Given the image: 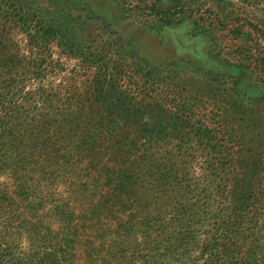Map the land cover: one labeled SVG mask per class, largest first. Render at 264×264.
Listing matches in <instances>:
<instances>
[{
	"label": "rangeland",
	"instance_id": "rangeland-1",
	"mask_svg": "<svg viewBox=\"0 0 264 264\" xmlns=\"http://www.w3.org/2000/svg\"><path fill=\"white\" fill-rule=\"evenodd\" d=\"M138 4L155 9L138 15ZM60 7L77 19L81 28L73 22L71 27L88 48L103 47L112 55L122 50L128 66L134 61L163 76L174 72L181 81H202L219 96L216 101L197 97L196 90L178 87L175 80L165 87L160 79L120 70L106 77L110 89L122 94L116 106H130L137 116L130 120L128 138L145 146L131 155L132 167L143 164L152 172L162 164L167 179L158 193L148 185L154 189L150 216L159 218L139 238L143 249L135 264H264V141L254 151L244 148L229 129L230 119L216 117L217 105L245 110L264 105V0H72ZM168 10L189 18L162 26L157 19ZM83 23L90 36L79 30ZM19 27L0 10V54L8 61L0 79L13 86L10 102L0 105V264H96L84 255L70 260L40 253L41 242L32 240L19 221L40 219L51 228L54 219L47 209L52 203L35 200L32 213L15 174L29 168L38 178L56 168L53 160L60 162L58 171L65 173L55 184L39 187L48 192L67 189L77 177L94 172L95 159L80 142L83 131L73 127L91 124L103 109L95 100L104 80L101 62L82 52L65 54L54 42L48 51L34 47ZM197 62L202 65L196 71ZM142 126L156 130L143 140ZM58 131L70 138L53 145ZM34 140L51 146L30 145ZM238 205L236 217L232 210ZM6 238L16 244L6 247ZM55 240L52 236V245ZM159 243L160 250H150Z\"/></svg>",
	"mask_w": 264,
	"mask_h": 264
},
{
	"label": "trees",
	"instance_id": "trees-1",
	"mask_svg": "<svg viewBox=\"0 0 264 264\" xmlns=\"http://www.w3.org/2000/svg\"><path fill=\"white\" fill-rule=\"evenodd\" d=\"M65 3L71 4L72 0H0V10H3L5 16L10 20L20 25L19 28L26 35L30 45L41 46L48 51V45L54 42L65 54L77 55L82 52L86 54L87 58L97 57L101 62L100 73L104 76V80L99 85V95L95 99L102 102L103 109L93 117L91 124L73 127L78 132L83 131L80 142L83 146H87V151L95 159L92 163L94 172H88L84 177H77L76 181L70 183L67 189H54L47 192L39 189V187L43 182L48 181L55 184V178L59 179L65 173V170L58 171L60 162L53 160L52 163L56 165V168L50 172H41V176L38 178L31 177V173L28 172L29 168H22V171H17L16 176H14L19 181L18 191L24 194L22 200L28 202L30 211L32 213L37 211V209L34 210L36 208V205L33 204L35 200L42 204L46 203L44 202L46 200L52 203L47 210L50 211L54 219L51 222V228L49 223L47 227H44L40 219H34L33 224H31L26 217L22 216L23 218L19 222L23 230H26L27 233L32 232V240L37 244L39 241L41 242L38 245L40 253H44L46 256L58 257V255H62L65 259L67 255L71 260L77 255L78 257L84 255L86 259L94 258L96 264H111L113 261L117 262L118 259L120 261L117 264H121L123 261H126L125 264H135V259L139 258L143 249L139 247V238H142L151 224L159 218L158 215L150 216L151 207L149 204L152 202L149 201L154 189H149L148 185L154 184L152 187H156L158 193L162 188L160 184L166 185L167 179L163 175L165 171L161 169V167L164 168L162 164L158 169L153 168L152 172L149 170L146 172L143 164L136 168L132 167L131 157L133 156L131 155L138 148L145 146L144 143L139 145L136 140L131 141L128 138L132 134L130 127L132 122L130 120L137 116L134 115L135 111L130 106H116L117 102L121 100L122 94L112 91L109 87L110 80L105 81V79L112 77L116 71L120 70L122 71L121 74L129 72L137 77L160 79L165 87L174 86L175 80L178 87L182 86L183 89L190 87V90H196L197 97H206L216 101L219 100V96L213 93L214 91L210 86L202 84V81H195L194 79L181 81L174 72L168 76H163L146 64L134 61H131L130 66H128L126 65L128 63L127 56L122 50L117 55H112L103 47L97 51L88 48L84 44L86 40L80 38V33L75 35L76 30L71 27L73 22L76 27L81 28L77 19H74L69 11L68 13L60 11V6ZM153 5L149 9L146 8V5L142 7L139 4L134 8L138 15H144L142 10L151 11L155 9ZM5 6L7 8L4 10ZM169 11L164 12L157 19L162 26L169 27L180 24L189 18L180 11ZM85 24L83 23L84 29L79 30L87 32V36H90L88 24ZM99 40L104 44V39ZM7 62V59L0 54V74ZM261 63L263 64V61ZM196 64L195 70H201L202 64L200 62ZM125 66L128 67L129 71L123 68ZM7 82L10 83L11 81ZM107 87H109L108 90H106ZM11 88L6 87L4 78L0 79V105L9 101L13 86ZM217 106L218 115L216 117L220 118L221 121L230 119L229 129L234 139L242 147L254 151L263 143L264 105L251 110H245L243 106L240 107L235 104L228 107ZM115 120H120L122 124H115ZM155 130L153 128L148 130L142 126L138 131L140 139L145 140ZM58 134H60V138L52 141L53 145H59L62 138L68 137L65 132ZM73 135H75L74 132ZM30 145L51 146L48 140L41 143L34 140ZM108 151L109 157L106 154ZM144 153L147 151L144 150ZM144 157H146L145 154ZM24 166L27 167V165ZM63 166L65 168L66 161ZM250 174L251 171L248 170L247 175L250 176ZM150 178L151 181H149ZM20 192L16 195H20ZM37 193H40L41 197L36 196ZM242 194L244 192L239 197ZM156 205L157 203L154 206ZM20 207L22 208V205ZM240 208L241 205L233 208L234 216H240ZM52 224L57 225L56 231L52 228ZM18 225L16 228H19ZM12 228L10 227V231ZM52 236L56 239L54 245H52ZM11 240L13 239H5L6 247L16 244ZM34 241H31V247L36 246ZM160 249L159 243L152 245L150 250ZM127 257H129L128 260H126Z\"/></svg>",
	"mask_w": 264,
	"mask_h": 264
}]
</instances>
